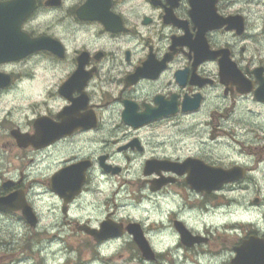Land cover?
I'll return each instance as SVG.
<instances>
[{
    "label": "clouds",
    "instance_id": "9594fccd",
    "mask_svg": "<svg viewBox=\"0 0 264 264\" xmlns=\"http://www.w3.org/2000/svg\"><path fill=\"white\" fill-rule=\"evenodd\" d=\"M6 30L0 264H264V0H0Z\"/></svg>",
    "mask_w": 264,
    "mask_h": 264
},
{
    "label": "flooded vegetation",
    "instance_id": "af4514ba",
    "mask_svg": "<svg viewBox=\"0 0 264 264\" xmlns=\"http://www.w3.org/2000/svg\"><path fill=\"white\" fill-rule=\"evenodd\" d=\"M4 40L8 43V46L13 45L17 49H19L22 46V42L19 41V39L15 36V34L13 32H11L10 30H6L4 32ZM41 46H46V42H42ZM97 55H99V53H97ZM194 179L201 180V179H205V178L202 177L201 174L197 172L194 175ZM206 179L208 180V182H213V181L219 179V177L218 176H211V177H207ZM252 251L253 250L242 252L241 253L242 258L243 257L245 258L249 254H252Z\"/></svg>",
    "mask_w": 264,
    "mask_h": 264
},
{
    "label": "water",
    "instance_id": "95a60500",
    "mask_svg": "<svg viewBox=\"0 0 264 264\" xmlns=\"http://www.w3.org/2000/svg\"><path fill=\"white\" fill-rule=\"evenodd\" d=\"M0 50L6 52V51H13V50H18V49L15 48V46H13V45L8 46V43L4 40V33H3V34H0ZM0 83H6V81L0 82Z\"/></svg>",
    "mask_w": 264,
    "mask_h": 264
}]
</instances>
